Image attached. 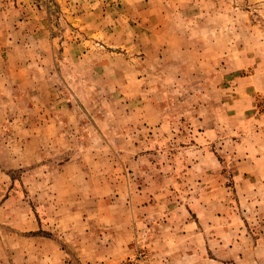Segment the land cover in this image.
<instances>
[{
	"label": "rangeland",
	"instance_id": "374dc122",
	"mask_svg": "<svg viewBox=\"0 0 264 264\" xmlns=\"http://www.w3.org/2000/svg\"><path fill=\"white\" fill-rule=\"evenodd\" d=\"M0 264H264V0H0Z\"/></svg>",
	"mask_w": 264,
	"mask_h": 264
}]
</instances>
